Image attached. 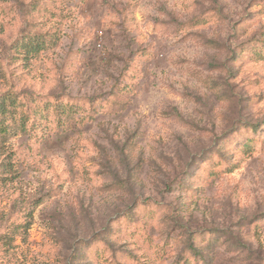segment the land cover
Returning <instances> with one entry per match:
<instances>
[{
    "label": "rangeland",
    "instance_id": "rangeland-1",
    "mask_svg": "<svg viewBox=\"0 0 264 264\" xmlns=\"http://www.w3.org/2000/svg\"><path fill=\"white\" fill-rule=\"evenodd\" d=\"M261 32L264 0H0L29 114L0 137V264H264Z\"/></svg>",
    "mask_w": 264,
    "mask_h": 264
},
{
    "label": "trees",
    "instance_id": "trees-1",
    "mask_svg": "<svg viewBox=\"0 0 264 264\" xmlns=\"http://www.w3.org/2000/svg\"><path fill=\"white\" fill-rule=\"evenodd\" d=\"M29 12L39 13L32 7ZM28 39L23 43H20L21 48L25 50V53L37 54L46 48L48 42H56L57 37L48 31L35 32L32 37H25ZM24 39V40H25ZM250 41H253L251 48L254 54L261 52L259 51L261 46H264V32L258 34V37H252ZM29 92L27 91L26 94ZM24 103L18 102L16 91L5 90L0 92V137L4 140L10 137L18 135L19 132L26 131L27 123L29 121V114L27 113ZM25 109V110H24ZM10 156H5V163H2V170L9 171L10 167ZM189 249L191 250L192 258L197 260L199 252L195 247L191 238L188 240Z\"/></svg>",
    "mask_w": 264,
    "mask_h": 264
}]
</instances>
